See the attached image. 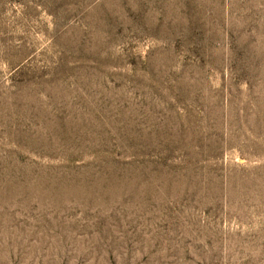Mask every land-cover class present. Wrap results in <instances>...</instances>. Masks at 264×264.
Instances as JSON below:
<instances>
[{
  "label": "rangeland",
  "instance_id": "obj_1",
  "mask_svg": "<svg viewBox=\"0 0 264 264\" xmlns=\"http://www.w3.org/2000/svg\"><path fill=\"white\" fill-rule=\"evenodd\" d=\"M0 264H264V0H0Z\"/></svg>",
  "mask_w": 264,
  "mask_h": 264
}]
</instances>
